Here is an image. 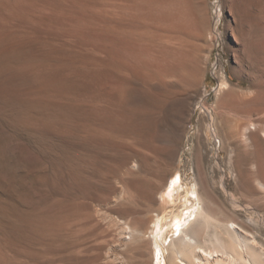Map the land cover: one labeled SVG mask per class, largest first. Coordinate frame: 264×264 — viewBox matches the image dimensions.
I'll return each instance as SVG.
<instances>
[{"label": "bare ground", "instance_id": "obj_1", "mask_svg": "<svg viewBox=\"0 0 264 264\" xmlns=\"http://www.w3.org/2000/svg\"><path fill=\"white\" fill-rule=\"evenodd\" d=\"M118 6V13L102 20L107 35L101 58L104 67L92 69L84 58L76 56L60 66H43L40 70L20 64L8 65L4 74L0 70V96H8L4 100L8 103L1 100L0 108L8 107L10 130L34 152L38 169L31 171V178L41 186L16 195L14 185L8 184V196L20 210L8 211L11 227L25 237L35 233L40 237L42 232L55 235L58 249L90 252L105 264H131V260L135 264H264L260 229L240 220L223 201L204 197L197 185L179 193L174 147L154 149L156 156L163 158V166L160 162L153 167L156 156L139 152L129 141L147 126L150 130L144 137L153 140L158 135L154 127L160 123H150L151 114H162L168 102L178 105L184 101V92L177 93L176 98L171 94L192 66L189 59L197 34L193 1L119 0ZM78 50L68 52L87 54ZM47 59L39 56L36 60L42 65ZM111 70L116 80L110 77ZM142 81L148 88L138 91L135 85H142ZM139 99L145 106L137 105ZM238 126L243 143L250 141L252 130H257L253 122L239 121ZM14 164L8 160L9 167ZM263 183L258 184L262 189ZM45 186H53L58 192L51 203ZM98 187L104 188L102 193H93ZM140 198L143 211L130 203ZM176 201L187 210L172 209ZM189 202L191 205H187ZM82 208L94 228L84 239L78 237L73 215ZM167 219L175 228L166 243V231L158 234L156 228L164 226Z\"/></svg>", "mask_w": 264, "mask_h": 264}, {"label": "rangeland", "instance_id": "obj_2", "mask_svg": "<svg viewBox=\"0 0 264 264\" xmlns=\"http://www.w3.org/2000/svg\"><path fill=\"white\" fill-rule=\"evenodd\" d=\"M192 1L197 32L189 59L192 66L183 75L179 89L175 88L171 94L176 98L184 92L186 96L181 94L184 101L182 105L168 102L162 108V114H151L150 123H160L158 128L154 127L158 135L153 140L144 137V133L150 130L147 126L129 141L136 150L152 157L156 156L154 149L174 147V163L177 165L174 176L180 180L179 193L197 185L196 189L204 197L212 196L223 201L228 210L237 212L240 220L254 229H260L264 242V189L260 187L264 182V0ZM118 4L119 0H0L1 73L8 72V65L36 66L40 70L43 66H60L76 56L84 58L92 69L104 67L101 58L105 54L107 35L102 20L111 13H118ZM98 14L101 17H97ZM67 46L69 50L81 51L87 47L89 51L86 48L84 52L87 54L80 55L82 52H78L74 55L68 52ZM39 56L49 58L47 65H41L36 60ZM109 74L112 79H117L114 70ZM141 83L135 85L138 91L148 88L147 82ZM1 100L7 101L8 96H2L0 107L3 104ZM139 100L137 105L145 106V101ZM7 112V106L2 110L0 108V264H105L102 260H95L90 252L84 255L77 249H58L55 235L42 232L40 237H36V233L29 234L31 237L27 234L29 238L11 227L13 224L8 221V211L18 213L20 210L18 203L8 196V184L14 185L16 195L28 189H41V186L31 178V171L38 169L34 152L10 130ZM137 118L141 120L142 116L138 113ZM239 121L246 124L253 122L257 126V130H252L250 141L243 143L240 140ZM100 158L109 163L112 161L101 155ZM156 158L153 167L160 162L163 166V158L159 155ZM8 160L15 164L9 167ZM21 162L27 164L22 166ZM44 189L51 203L58 192L53 186H45ZM103 190V187H98L92 192L99 194ZM130 203L136 210H144L141 198ZM178 203L176 201V207L168 206L177 208V211L187 210L183 205L177 206ZM73 215L76 226L80 224L75 226L78 237L84 239L91 236L94 228L86 221L83 208L76 209ZM174 228V224L167 219V223L158 226L156 232L166 231L167 243ZM130 263L135 264V261Z\"/></svg>", "mask_w": 264, "mask_h": 264}]
</instances>
